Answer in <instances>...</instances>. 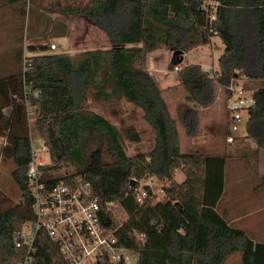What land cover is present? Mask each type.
<instances>
[{"label":"trees","instance_id":"trees-1","mask_svg":"<svg viewBox=\"0 0 264 264\" xmlns=\"http://www.w3.org/2000/svg\"><path fill=\"white\" fill-rule=\"evenodd\" d=\"M9 1L21 2L27 10L29 37L34 36V28H41L43 35L50 29L44 0ZM216 1L212 20L205 0H90L82 7L62 9L99 25L110 48L74 54L55 52L47 43L25 47L20 39L13 53L17 65L8 74L0 73V137L1 142L5 140L1 155L12 159L11 175L22 194L21 203L5 209L0 193L3 264L24 259L26 251L16 247L13 236L33 218L26 174L32 159L29 112L50 152V163L43 166L44 180L87 185L98 197L103 224L115 230L116 245L139 253L135 264H224L233 253H240L241 264H264V242L230 224L217 209L227 156L182 151L170 112V101L180 98L209 106L216 98V83L229 94L231 84L243 77L264 80V0ZM215 35L225 50L213 76L201 64L185 58L178 61L180 55L209 43ZM163 47L181 53L173 55L169 64L171 70L179 66V83L167 88L159 85L147 64L148 54ZM90 97L113 104L125 98L133 104V112L141 109L155 134L153 148L128 155L122 139L140 141L141 132L134 125L118 127L106 115L88 109ZM253 97L246 136L256 143L252 166L257 168L264 148V85L255 89ZM6 108L10 113H5ZM197 114L192 106L182 115L190 134ZM104 152L110 160H103ZM244 158L250 159L247 153ZM59 167H73V172L55 173ZM179 170L183 181L175 178ZM145 177L157 180L163 198L137 200L139 182ZM145 189L152 193L148 184ZM35 245L31 264H67L46 232L39 231Z\"/></svg>","mask_w":264,"mask_h":264},{"label":"rangeland","instance_id":"rangeland-1","mask_svg":"<svg viewBox=\"0 0 264 264\" xmlns=\"http://www.w3.org/2000/svg\"><path fill=\"white\" fill-rule=\"evenodd\" d=\"M89 1L90 0H44V4H42V6L45 10V19L47 18L51 26L49 27L50 29L48 31L44 32V35L42 34L41 28H34V36H44L42 37L43 39H38V41H42L43 43H56L58 45V48L53 50L55 52H70L78 54L87 49L110 48L111 44L109 42L107 34L99 25L95 24L84 15L74 13L67 14L61 12L64 8L85 6L89 3ZM12 8L13 6L5 0L3 1L2 8L0 9V60H4L2 63V67L4 69H6L7 67H12L11 69H13L16 66V63L10 60V64L8 63V65H5L7 59L4 58L5 52L7 54V57L12 59V53L8 48L11 39L9 28L8 26H6L7 15H10ZM24 34L27 35V32L25 30L23 31V35ZM34 38L35 37L31 38L30 40ZM30 40H27L26 43H29ZM224 48L225 45L221 41V38L219 36H213L211 42L193 46L188 51V55L187 57H185V60L190 63H201L206 65L207 67H209V65L210 67L217 66L218 57L224 51ZM168 51L170 53V56H172L173 51L169 49ZM24 52L30 53L27 48H24ZM4 65L6 68L4 67ZM175 73L176 72L172 71V74ZM209 73H212L213 76L215 74V69H211ZM240 84L244 85L247 94H253L255 89L264 85V80H252L243 77L232 83L231 86L235 87L236 85ZM184 94H187L186 90H184ZM229 94L224 87L216 83V98L214 102L209 106H201L200 104H197L194 101H188L185 98L178 99V102L172 100L169 103L171 115L175 118L176 125L179 131V139L181 142L182 151H203L207 153L226 155V178L228 186H230L235 181L239 172H241V174L243 173V171H241L242 169L239 167V163L243 165L242 167H247L248 163L251 165L255 164L256 161L255 149H250V151L248 152L236 151L234 150V148L229 147L226 143V133L229 128L227 110V98ZM86 105L88 109L106 115L118 127H122L123 124L126 126H136V128L141 132L140 141H131L128 138L122 139V143L128 155H135L138 152H149L153 148L155 143V134L149 124L143 119L142 110L135 109L133 112V104L128 102L125 98L120 102L113 104L109 100L99 102L94 101L90 97ZM192 106L197 109L198 114L197 122L194 123L195 129L192 128V134H190L188 133V128L185 127L182 123V115L186 112L187 108ZM29 109L33 108L29 106ZM4 111L6 114H8L9 108H6ZM34 119V115L31 116V134L34 138V141L37 142L38 134L35 130ZM248 119V113L244 114V118L240 122L239 128L234 131V135L239 139V143H243V140L240 141V139H242V136L247 133L246 127ZM4 143L5 140L1 142L0 137V193L3 208L8 209L22 202V194L11 175V171L14 166L12 159H10V157L1 155L2 145H4ZM234 144L235 143H233L232 145ZM245 153H247L250 159L247 160L244 158ZM42 159L44 161L46 160L43 156ZM103 160H110V155L104 152ZM239 160L245 161L241 163L239 162ZM72 172L73 167H59L55 171V173H59L61 175H66L67 173ZM178 172L180 173H178L177 176L179 178L183 177L182 171L179 170ZM149 179L150 177H145L140 181L141 183L148 182ZM154 183L156 189L155 191H158V193H156V196L152 201H157L163 198L164 194L161 190H159L161 185L157 182L156 179ZM0 264H3L1 259ZM225 264H241L240 253H233L227 259Z\"/></svg>","mask_w":264,"mask_h":264},{"label":"built area","instance_id":"built-area-1","mask_svg":"<svg viewBox=\"0 0 264 264\" xmlns=\"http://www.w3.org/2000/svg\"><path fill=\"white\" fill-rule=\"evenodd\" d=\"M204 5L211 9L212 20L218 2L205 0ZM50 48L54 50L58 45L51 43ZM185 55L186 53L183 54ZM253 104V94H247L243 84L230 87L227 98L229 128L226 135L229 147L236 141L234 131L239 128L244 114L248 113ZM31 114L29 112V118ZM30 138L32 159L26 174L33 200V218L27 220L22 229L13 236L16 247L26 251L19 264L33 263L35 240L39 231L46 232L48 237L58 244L67 264H116L120 261L135 264L139 253L134 249L116 245L115 230L108 229L103 224L98 197L93 196L87 185L73 187L65 180H44L43 166L50 163L51 159L49 148L39 136L35 142L31 132ZM154 181L150 178L148 182H139L136 198L140 203L155 198L158 191H155ZM145 184L152 188V193L145 189Z\"/></svg>","mask_w":264,"mask_h":264},{"label":"crops","instance_id":"crops-1","mask_svg":"<svg viewBox=\"0 0 264 264\" xmlns=\"http://www.w3.org/2000/svg\"><path fill=\"white\" fill-rule=\"evenodd\" d=\"M3 1L5 0H0V9L2 8ZM6 1L9 2V4L13 6V8L11 10L10 15H7V20H6V26H8L9 28V34L11 39L8 48L12 53L11 54L12 59L8 58L7 54L4 52L5 54L4 58L7 59L5 65H8V63L10 64L9 60L12 62L14 61L17 65V60L13 56V53L15 49L19 48L21 42L25 46L26 44L28 45L30 43L40 44L43 42L38 41V39H43L42 37L44 36L39 35L37 37L36 36L29 37L28 35L25 34L22 35L21 31L22 30L26 31V26L28 23L27 10H25L21 6V2L17 3V2H11L9 0ZM33 37L35 38L30 40ZM20 39H22L21 42ZM27 40H30V42L26 43ZM223 52L218 57L217 66L210 67L209 65V67H207L204 64L201 63L198 64H201L204 70L208 72L211 69H215V72L219 71L220 68L219 59L220 56L223 54ZM187 55L188 52H186L184 58L187 57ZM172 56H170L168 48L163 47L158 50L150 52L147 57L148 68L151 71V73L154 74V76L157 78L158 83L162 88L171 87L179 83L178 81L179 66H176L174 70H171L169 68V64L171 62ZM3 61L4 60H0V73L5 75L10 73L12 67L6 68L4 65V67L6 68L4 69L2 67ZM172 71L176 73L172 74ZM210 75H212V73H210ZM174 101L178 102V100L175 99ZM9 113H10V108H9ZM246 135L247 133L244 136H242L243 137L242 139H240V141L243 140V143L242 142L239 143V139L236 137L235 144L232 146L234 150L248 152L250 151V149L256 148V143L254 142V140L248 138ZM243 161L245 160H239V162L241 163H243ZM242 166L243 165L239 163V167L242 169L241 171H243V173L241 174V172H239L235 181L230 186H228L227 178H226V172H227L226 169L227 161H226L224 190L217 204V209L221 214L224 215V217L230 224L247 232L249 235H251V237L255 241L264 242V148H261L259 151L257 168H254L252 164L250 165L249 163L247 167H242ZM178 173L180 172H177L175 176L176 180L183 181L185 178L183 172H182L183 177L181 178L177 176Z\"/></svg>","mask_w":264,"mask_h":264},{"label":"water","instance_id":"water-1","mask_svg":"<svg viewBox=\"0 0 264 264\" xmlns=\"http://www.w3.org/2000/svg\"><path fill=\"white\" fill-rule=\"evenodd\" d=\"M175 54H181V53H179V51H174V52H173V55H175ZM183 59H184L183 54L180 55V56L178 57V61H179V62H181Z\"/></svg>","mask_w":264,"mask_h":264}]
</instances>
